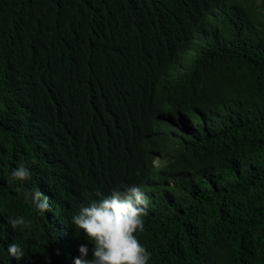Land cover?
<instances>
[{"label": "trees", "instance_id": "trees-1", "mask_svg": "<svg viewBox=\"0 0 264 264\" xmlns=\"http://www.w3.org/2000/svg\"><path fill=\"white\" fill-rule=\"evenodd\" d=\"M122 184L149 264H264V0H0V264H74L71 215Z\"/></svg>", "mask_w": 264, "mask_h": 264}, {"label": "clouds", "instance_id": "clouds-1", "mask_svg": "<svg viewBox=\"0 0 264 264\" xmlns=\"http://www.w3.org/2000/svg\"><path fill=\"white\" fill-rule=\"evenodd\" d=\"M30 176L31 170L21 162L11 169L9 183L18 186ZM23 195L40 216L52 208L51 198L38 188ZM149 203L145 191L137 184H122L107 193L94 191L69 220L76 233L82 232L92 245L91 248L88 243L78 245L79 255L74 264H149L152 253L138 238V233L144 231ZM8 224L13 229H28L31 221L22 215H12ZM7 252L15 258L24 254L18 243H10Z\"/></svg>", "mask_w": 264, "mask_h": 264}]
</instances>
